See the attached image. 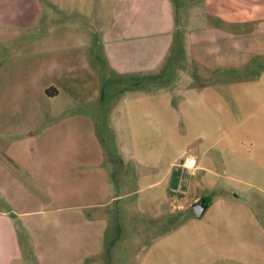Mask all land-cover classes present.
<instances>
[{
	"label": "rangeland",
	"instance_id": "374dc122",
	"mask_svg": "<svg viewBox=\"0 0 264 264\" xmlns=\"http://www.w3.org/2000/svg\"><path fill=\"white\" fill-rule=\"evenodd\" d=\"M114 1L0 0V39L14 40L0 41V56L24 57L21 42L40 31L59 35L50 43L91 33L102 55ZM171 2L175 29L170 44L158 40L156 70L98 78L102 100L53 102L70 109L64 137L46 150L79 157L33 162L16 174L23 186L0 193L20 264H264V0ZM7 23L34 26L3 31ZM189 155L202 168L176 198L162 177Z\"/></svg>",
	"mask_w": 264,
	"mask_h": 264
},
{
	"label": "crops",
	"instance_id": "0c3cea01",
	"mask_svg": "<svg viewBox=\"0 0 264 264\" xmlns=\"http://www.w3.org/2000/svg\"><path fill=\"white\" fill-rule=\"evenodd\" d=\"M61 9L59 7L57 11L62 12ZM173 9L171 0H115L110 10L109 25L102 27L104 49L99 56L91 33L84 31L65 35L71 41L54 43L50 42L58 39L59 35L40 31L36 38L21 42L24 49L20 55L24 57L16 60L10 53L0 56V193L14 186H23V181L16 174H28L34 170L33 162L41 167L52 158L79 157L80 154L74 152L46 150L45 143L64 137L66 127L62 118L70 109L64 106L57 108L54 103L60 97H66L73 105L92 103L98 96L102 100L104 93L96 81L98 78L116 76L129 81L156 70L162 56L158 40L164 36L170 44L175 29ZM78 12L80 17L84 16V12ZM101 19L105 24L104 18ZM40 23H47L44 16L40 17ZM17 26L32 29L34 25H1L3 31L16 30ZM10 38L0 39L6 48L13 46L14 40ZM155 49L158 56L154 54ZM90 90L93 98L85 99L84 95L87 96ZM47 117L57 122L44 125L48 122ZM40 129L48 133L52 131L51 136L47 134L46 137L44 131L38 135ZM208 139L206 142L211 141ZM189 160L195 161L193 168L184 165L183 162ZM201 168L202 162L194 155L185 157L179 164L176 157L169 160L162 177L163 180L169 179V194L176 198L188 194L192 176ZM1 203L0 264H20L22 253L11 218L12 210L3 208Z\"/></svg>",
	"mask_w": 264,
	"mask_h": 264
},
{
	"label": "water",
	"instance_id": "95a60500",
	"mask_svg": "<svg viewBox=\"0 0 264 264\" xmlns=\"http://www.w3.org/2000/svg\"><path fill=\"white\" fill-rule=\"evenodd\" d=\"M204 203H205L204 200H200L199 202H197L196 204H194V205L192 206V210H193V212L195 213V215H196L197 217H200V216L203 214V212H204V210H205V205H204Z\"/></svg>",
	"mask_w": 264,
	"mask_h": 264
},
{
	"label": "built area",
	"instance_id": "2783aa9c",
	"mask_svg": "<svg viewBox=\"0 0 264 264\" xmlns=\"http://www.w3.org/2000/svg\"><path fill=\"white\" fill-rule=\"evenodd\" d=\"M183 163H185L184 165H185L186 167H188V168H193L194 165H195V161H192V160L185 161V162H183Z\"/></svg>",
	"mask_w": 264,
	"mask_h": 264
},
{
	"label": "trees",
	"instance_id": "16d2710c",
	"mask_svg": "<svg viewBox=\"0 0 264 264\" xmlns=\"http://www.w3.org/2000/svg\"><path fill=\"white\" fill-rule=\"evenodd\" d=\"M144 77H146V75H145V76H143V78H144ZM136 85H137V84L134 82V83H133V86H136Z\"/></svg>",
	"mask_w": 264,
	"mask_h": 264
}]
</instances>
